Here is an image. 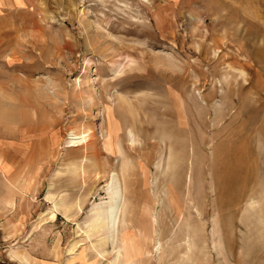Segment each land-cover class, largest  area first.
I'll list each match as a JSON object with an SVG mask.
<instances>
[{"label": "rangeland", "instance_id": "1", "mask_svg": "<svg viewBox=\"0 0 264 264\" xmlns=\"http://www.w3.org/2000/svg\"><path fill=\"white\" fill-rule=\"evenodd\" d=\"M0 151L34 176L8 207L0 171V264H117L152 216L181 224L140 264H264V0H0ZM113 171L114 244L90 227Z\"/></svg>", "mask_w": 264, "mask_h": 264}, {"label": "bare ground", "instance_id": "2", "mask_svg": "<svg viewBox=\"0 0 264 264\" xmlns=\"http://www.w3.org/2000/svg\"><path fill=\"white\" fill-rule=\"evenodd\" d=\"M127 134H128L129 140L131 141V143H133L134 142L133 130L131 128H129L127 130ZM88 136H89L88 133L70 132L68 135V138H67L68 139L67 147L71 148V147H76V146L82 144L85 141L86 137H88ZM131 147H133V145ZM131 147H130V149H131ZM133 150L135 151V149H133ZM214 152H216V150ZM214 152H213V154H215ZM94 153H95V151H94ZM238 153L240 154L239 151H238ZM241 155L242 154H240V156ZM92 158L93 157H91V159ZM85 161H86V159H85ZM127 163L126 164L124 163V165H127ZM212 163H214V160ZM129 164H130V162L128 163L127 166H129ZM121 166H123V165H121ZM212 166H210V167H212ZM131 168H133L132 165H131ZM124 169H125V167H124ZM82 171H83V169H82ZM127 171L130 173L129 167H128ZM94 172L97 173L96 169ZM224 172L226 174L225 175L226 180L229 181V184H230L229 187L232 188L233 184H235L236 187L235 186L234 187H235V191H236L237 190V184L240 182L242 177L233 178L231 176L230 171H224ZM237 172L240 173L241 169L237 170ZM17 174L14 176H8L4 180V185L6 187L7 194L2 196V200L10 206H13V204L15 202V196L20 191L34 189V184L32 183L34 176H32L28 173H24V172H20ZM122 174H125V173H122ZM131 174H132V172H131ZM131 177H132V175H131ZM188 177L190 180V174L188 175ZM231 188H230V190H231ZM239 191H240V189H239ZM107 193H108V200L106 202H104L103 204L96 205V208H94V214H93V217L90 221V227L92 229H96L97 231L98 230L99 231L104 230L106 232V235H105L106 237L104 236L106 241H110L112 244H114V243H116V241H119L117 239V236H118L117 235V232H118L117 226L119 223L121 224V223L125 222L124 221V217L126 215L125 210L127 208L129 209V204H131V203H129L130 198L128 199L125 196V193H126L125 176L120 175L118 172H114V171L111 172L109 175V182L107 183ZM158 196H159V194H158ZM46 197L48 199H50L51 194L47 192ZM58 206H59L58 203H54L53 209L58 210ZM166 207H164L162 209L165 210ZM129 211H131V209ZM129 215H128V218L126 217L128 220H130ZM157 215H159V214H157ZM65 218H67V217H65ZM167 219H169L167 216H165V218L164 217L159 218L158 216L157 217L152 216V218L149 220V223H148L149 224L148 232L144 229L139 230L140 243H138L136 240H132V239H128V241H127V239L125 238L126 235L123 234L121 236V242H120L121 247L118 246L119 248L116 250V254L114 257L115 258L114 260H117V261L120 260V262L117 264H140L141 261L144 262L145 260H148L150 255H151L150 245H151V243L155 242L154 241L155 236L157 237V235H158L159 238H164V239H165V237L170 238L174 234L178 225L181 224L178 217L175 219H170V220H167ZM13 225H15V224L12 223L11 226H13ZM219 229H220V226H219L218 221L213 220L212 221V230H211V239L217 247H220L222 245V243H224L222 238H221V234H220ZM118 237L120 238V236H118ZM156 241H158V240H156ZM161 243L159 241L156 242V244L154 243L155 244L154 245V251L158 254H160V252H161L160 251L161 250ZM225 244H226V242H225ZM204 247L205 246H203V248ZM70 249L72 250V248H70ZM226 257H227V254L224 255L225 259H226ZM22 260L25 262V264H28V262H30V258L26 254H22ZM146 262L147 261H145V263ZM114 263H115V261H114Z\"/></svg>", "mask_w": 264, "mask_h": 264}, {"label": "crops", "instance_id": "3", "mask_svg": "<svg viewBox=\"0 0 264 264\" xmlns=\"http://www.w3.org/2000/svg\"><path fill=\"white\" fill-rule=\"evenodd\" d=\"M5 154L2 152V151H0V171L2 172V175H4L3 177H4V180H5V178L6 177H8V175H6L9 171H11V169H12V167H13V163L11 162V163H8L7 161H5ZM11 158V157H10ZM13 161V160H12ZM3 187H4V191H3V193H2V195H1V197L2 196H4L5 194H7V190H6V187H5V185H4V182H3ZM15 199H16V196H15ZM3 201V200H2ZM4 202V201H3ZM4 204L6 205V206H8V207H14V205H15V202H14V204H13V206H10V205H8V204H6L5 202H4ZM14 224V223H13ZM13 227V226H12Z\"/></svg>", "mask_w": 264, "mask_h": 264}]
</instances>
